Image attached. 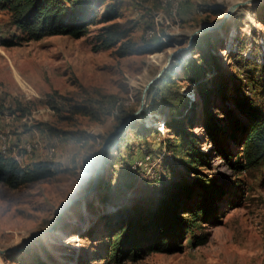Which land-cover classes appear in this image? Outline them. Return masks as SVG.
Segmentation results:
<instances>
[{"label": "rangeland", "instance_id": "rangeland-1", "mask_svg": "<svg viewBox=\"0 0 264 264\" xmlns=\"http://www.w3.org/2000/svg\"><path fill=\"white\" fill-rule=\"evenodd\" d=\"M235 1L96 0L95 24L82 39L46 37L11 48L0 44V138L7 137L9 144V150L0 144V152L25 169L45 163L55 171L51 179L17 190L0 184L1 249L19 248L31 235L42 233L33 242L40 241L47 264H108L101 215L132 205L154 207L157 191L166 183L191 182L201 175L226 192L220 203L222 224L202 231L210 235L208 244L194 248L188 238L182 254H153L124 264H264V166L238 171L229 164L241 155L237 141L242 139L241 126L248 124L230 98L245 95L264 109V2L239 8L224 22ZM173 2L180 3L174 12ZM115 5L120 18L104 23L107 7ZM219 7L225 10L222 16L207 12ZM10 20L0 10V40L18 35ZM111 26L120 39L105 50L100 48L101 36ZM204 27L215 28L212 34L225 45L215 52L222 81L230 83L229 99L216 95L211 108L224 133L206 135L195 86L184 81L177 67L179 60L193 57L192 48L181 50L170 69L174 91L186 101L173 114L168 109L173 102L164 99L158 101V113L145 106L143 127L129 131L125 143L109 152L111 189L108 202L100 205L95 177L105 140L115 132L118 118L139 109L143 89L163 61L187 48L189 36ZM159 45L165 49H153ZM127 48L131 54L120 56ZM187 115L200 123L191 133L208 154L209 164L197 167L198 174L189 169L190 157L171 150L179 141L173 127ZM144 129L154 132L145 137ZM34 250L24 254V264L32 263ZM17 260L9 264H20ZM0 262L5 264L3 256Z\"/></svg>", "mask_w": 264, "mask_h": 264}, {"label": "trees", "instance_id": "trees-1", "mask_svg": "<svg viewBox=\"0 0 264 264\" xmlns=\"http://www.w3.org/2000/svg\"><path fill=\"white\" fill-rule=\"evenodd\" d=\"M95 1L0 0V10L9 13L11 25L18 33L11 39L0 40V44L5 48H11L24 42L40 41L46 37L82 39L95 24ZM207 12L217 16L225 14V10L220 7L208 8ZM120 16L121 9L115 5L107 7L102 20L104 23H111ZM217 36L216 33H210L199 37L192 45L193 57L177 62L184 81L195 86L204 110L202 127L206 135L212 138L224 133L211 113L215 96L221 95L222 98L228 96L229 99L230 92L229 81H222L219 72L221 67L218 66L219 57L215 50L224 48L225 45L217 39ZM119 39V31L115 26L108 27L101 36L100 48L109 50L117 45ZM153 49L163 51L165 45ZM127 54H131L128 48L127 51L121 52L120 56L124 57ZM174 77L172 68L149 89L146 106L150 105L151 112L160 111L158 101L161 99L173 102L168 105L171 114L179 112L178 105L184 104L186 98L177 93L178 91H174L177 89ZM233 88L239 90L234 86ZM230 101L234 110L244 117L248 124L241 126L242 139L237 141L242 148L241 155L236 158L237 162L229 164L238 171L264 166V109H261L254 99L245 95L232 97ZM132 114L127 113L118 118L116 134L107 148L96 190V198L100 205L108 202L107 194L111 189V181L107 177V171L113 169L109 157L110 150L125 143L129 131L135 132L139 126L143 127L146 112L127 123V119ZM183 118V121L173 127V135L179 141L178 143L175 141L171 150L190 157L189 169L198 174L197 167L209 164L208 154L198 148L199 140L191 133V130L200 123H197L196 118L191 115ZM153 132L144 129L142 134L147 137ZM219 152L226 161L230 162L229 154L223 149ZM203 158L207 159L204 163ZM54 174L55 171L49 164H36L25 169L14 157L0 152V184L12 190L51 179ZM225 195L226 192L221 186L199 175L191 182L166 183L158 189L154 207L132 205L101 215L100 221L103 226L101 240L105 241L103 259L108 264H124L143 261L153 254H182L186 251L188 238L192 239L191 246L194 248L205 246L210 240V235L202 231L205 226L216 227L222 224L223 213L220 203ZM197 232L200 234L197 235ZM40 245V241H35L24 253L3 256V261L9 264L12 259L17 258L20 259L16 261L17 263L24 264L25 260L22 259L24 254L29 255L31 249H35L32 251L34 259L30 264H47L41 257L40 251L42 252L43 249Z\"/></svg>", "mask_w": 264, "mask_h": 264}, {"label": "water", "instance_id": "water-1", "mask_svg": "<svg viewBox=\"0 0 264 264\" xmlns=\"http://www.w3.org/2000/svg\"><path fill=\"white\" fill-rule=\"evenodd\" d=\"M261 2H264V0H247L245 2H239V3H235V4H232L231 7L229 8L228 12H227V15L225 17V20L224 22L230 17L232 16L239 8H242V7H246L248 6L249 4H258V3H261ZM223 22V23H224ZM215 30L214 29H211V30H208V31H205V30H202V29H197L195 30L190 36H189V44H188V47L185 48V49H180L179 51H177L176 53H171L168 57V61H167V64L161 68L159 70V72L156 74L155 77H153L151 80H149L147 82V84L145 85L144 89H143V92H142V96H141V101H140V107L139 109L134 113L132 114L128 119H127V123L130 122L131 120L137 118L138 116H140L142 114V112L144 111L145 109V106H146V99H147V94H148V91L149 89L151 88V86H153L157 81H159L163 75L169 71V69L171 68L172 64L175 63V58L178 56V53L181 52V50H184V51H188V50H191L192 48V45L194 43V41L204 35V34H209V33H212L213 31ZM126 125V124H125ZM115 132L112 133L104 142L101 150H100V153H99V160H98V167H97V173H96V177H95V184L99 178V175L101 173V167H102V163H103V160H104V157H105V153L107 151V148L109 146V143L110 141L114 138L115 136ZM95 186V185H94ZM73 203V201H71L62 211V213L65 212V210ZM42 233H36V234H33L29 237L28 240H26L23 245L20 247V248H7V249H1L0 248V256H9V255H12V254H17V253H20L22 252L26 247H28L35 239H37L39 236H41ZM0 264H3L0 262Z\"/></svg>", "mask_w": 264, "mask_h": 264}, {"label": "bare ground", "instance_id": "bare-ground-1", "mask_svg": "<svg viewBox=\"0 0 264 264\" xmlns=\"http://www.w3.org/2000/svg\"><path fill=\"white\" fill-rule=\"evenodd\" d=\"M243 1H245V0H237V1H235L233 4H235V3H239V2H243ZM202 30H205V29H208L207 27H204V28H201ZM167 61H168V58H167V60L166 61H163V63L162 64H164L163 66H162V68L167 64ZM6 136V135H5ZM7 141H8V139H7V137H1L0 138V144H2V145H4V147H5V149H8L9 148V144L7 143ZM3 148V147H2ZM32 148V147H31ZM31 148H29L28 149V152H31ZM9 150V149H8ZM1 152H2V150H1ZM6 152H7V150H6ZM3 154H6V153H3ZM20 248V247H19Z\"/></svg>", "mask_w": 264, "mask_h": 264}, {"label": "built area", "instance_id": "built-area-1", "mask_svg": "<svg viewBox=\"0 0 264 264\" xmlns=\"http://www.w3.org/2000/svg\"><path fill=\"white\" fill-rule=\"evenodd\" d=\"M180 3H172V11L174 12V10H176L177 5H179Z\"/></svg>", "mask_w": 264, "mask_h": 264}]
</instances>
